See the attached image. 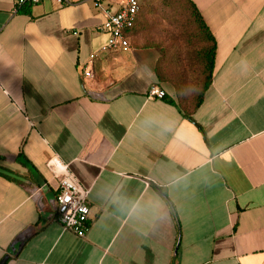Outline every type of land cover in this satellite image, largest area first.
Wrapping results in <instances>:
<instances>
[{"label": "crops", "instance_id": "obj_1", "mask_svg": "<svg viewBox=\"0 0 264 264\" xmlns=\"http://www.w3.org/2000/svg\"><path fill=\"white\" fill-rule=\"evenodd\" d=\"M192 1L217 43L193 120L145 0L130 49L93 61L92 1L0 0V263L264 264V0ZM54 156L90 191L85 236L59 220Z\"/></svg>", "mask_w": 264, "mask_h": 264}, {"label": "trees", "instance_id": "obj_2", "mask_svg": "<svg viewBox=\"0 0 264 264\" xmlns=\"http://www.w3.org/2000/svg\"><path fill=\"white\" fill-rule=\"evenodd\" d=\"M152 13H158L171 27L162 48L166 65L160 63L156 72L174 86V96L168 101L193 120L191 114L202 103L214 76L216 39L192 0H158Z\"/></svg>", "mask_w": 264, "mask_h": 264}, {"label": "built area", "instance_id": "obj_3", "mask_svg": "<svg viewBox=\"0 0 264 264\" xmlns=\"http://www.w3.org/2000/svg\"><path fill=\"white\" fill-rule=\"evenodd\" d=\"M46 0H16V9L26 4H37ZM60 5H70L86 0H50ZM96 8L102 10L105 20L101 31L107 36L98 52L90 55L93 61L101 53L127 51L131 42L127 31L134 26L140 9V0H116L117 8L105 5L108 0H90ZM84 75L90 77L92 71L84 70ZM150 96L163 98L165 91L152 86L149 90ZM50 168L59 182V190L55 198V206L58 211L59 220L64 229L71 230L78 236H85L89 228L90 206L88 197L89 189L85 188L74 175L69 165L59 157L54 156L50 162Z\"/></svg>", "mask_w": 264, "mask_h": 264}, {"label": "rangeland", "instance_id": "obj_4", "mask_svg": "<svg viewBox=\"0 0 264 264\" xmlns=\"http://www.w3.org/2000/svg\"><path fill=\"white\" fill-rule=\"evenodd\" d=\"M157 4H158V0H145V6L146 7H154L155 8ZM147 12H149V11H147ZM150 14H151L152 18L154 19L153 24L155 25L156 20L159 19L160 16H157L158 13L155 14V13L150 12Z\"/></svg>", "mask_w": 264, "mask_h": 264}, {"label": "water", "instance_id": "obj_5", "mask_svg": "<svg viewBox=\"0 0 264 264\" xmlns=\"http://www.w3.org/2000/svg\"><path fill=\"white\" fill-rule=\"evenodd\" d=\"M4 261H5V258L3 259V261L0 264H2Z\"/></svg>", "mask_w": 264, "mask_h": 264}]
</instances>
